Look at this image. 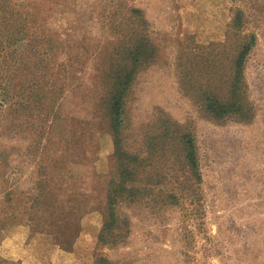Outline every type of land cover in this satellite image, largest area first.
<instances>
[{"label": "rangeland", "instance_id": "obj_1", "mask_svg": "<svg viewBox=\"0 0 264 264\" xmlns=\"http://www.w3.org/2000/svg\"><path fill=\"white\" fill-rule=\"evenodd\" d=\"M8 8L0 264H264V0Z\"/></svg>", "mask_w": 264, "mask_h": 264}, {"label": "trees", "instance_id": "obj_2", "mask_svg": "<svg viewBox=\"0 0 264 264\" xmlns=\"http://www.w3.org/2000/svg\"><path fill=\"white\" fill-rule=\"evenodd\" d=\"M10 0H0V50L2 51V54L5 53L7 46L5 45L7 38L4 37L5 34L11 33V26L7 28L5 25L8 24V21H11V19L15 16L14 12H10L8 8V3ZM20 34V31H14V34ZM247 48L245 49L244 53L240 56L238 63H237V69L238 73L241 71L243 63L245 61V55L247 53ZM0 54V58L2 56ZM6 71V70H5ZM132 73H128L126 76V82L124 85H120V89L114 94L113 96V102L111 105V112L113 115V121L116 125L119 122L121 112H122V105L125 95V90L127 89L129 85V81H131V75ZM0 90L2 91V96L0 99V110L5 108L6 104L10 101L11 97L10 95V88L6 87V85H1ZM232 104L228 106H222L215 100H208V111L215 116H226L231 112ZM187 145V162L189 167L191 168L192 172H197L198 170V164H197V157L195 152V146L193 141L190 138H187L186 141Z\"/></svg>", "mask_w": 264, "mask_h": 264}]
</instances>
